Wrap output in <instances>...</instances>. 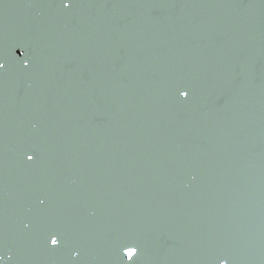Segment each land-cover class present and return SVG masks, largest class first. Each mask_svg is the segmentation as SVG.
I'll use <instances>...</instances> for the list:
<instances>
[{
	"label": "bare ground",
	"instance_id": "bare-ground-1",
	"mask_svg": "<svg viewBox=\"0 0 264 264\" xmlns=\"http://www.w3.org/2000/svg\"><path fill=\"white\" fill-rule=\"evenodd\" d=\"M44 1L0 0V65H3L0 67V86L7 84L11 86V89L0 88V96L6 97V101L7 98L16 100L13 92L18 87L25 86L27 87L25 96L30 95L29 100H31L26 105L29 107L27 109L35 112L34 116L29 117L34 127L29 126L31 128L26 130L25 139L17 144V139L9 138L17 134L13 133V130L19 123L28 125L26 108L9 106L10 108H4L7 112L0 111V117L8 113V119L2 117L0 123L5 127V131H0V140L4 138L6 143L8 142L0 148V152H8L4 167L8 176H0V208L7 209L20 228H9L8 232L15 237L18 234L17 237L22 239L24 232L22 229L30 230L27 240L31 245L27 244L30 251L41 258L55 256L64 249L79 259L80 254L75 248L77 245L81 253L84 251L90 253V259H83L86 264H129L123 261L135 252L129 253L125 249V236L129 233L127 220L131 217V213L134 215L138 211H143L144 206L147 205L146 207L149 208L147 213L149 212L151 216L145 220V224H142L146 231L141 234L151 238L152 245H149L146 251L151 254L156 252L162 254L150 259L149 256L143 257L140 254L141 262L138 264H208L207 244L208 257L218 259L222 250L218 243L221 239L228 240L230 249L235 243L243 242L242 237L237 236V231H234L233 227L232 230L228 228L223 230V225L217 222L218 203L205 195L198 196V201L195 203L188 202L187 208L180 212L179 220L169 208L163 214L164 219H160L159 214L163 213V210H158L159 214L156 212L157 209L152 205L155 199L149 195L156 185L164 186L168 180L154 182L151 178L152 172L158 170L171 174L170 171H175L173 183L176 184L187 180L189 174L195 173L196 176L203 178L198 181V191L204 194V183L207 181L204 177L211 174V177H214V186L217 182L214 162L217 164L219 161L216 159L218 158L216 152H212L209 162L204 156L209 143L212 147L215 146L214 139L210 140L211 126L207 121L195 128L196 142L190 147H184L175 138L176 129L182 130L185 123H188L186 135L191 133L189 125L194 118L196 108L188 110L175 108V105H172L173 108H167L165 102H159L158 95L148 82L152 80L161 82L164 79V76L160 75L161 72L172 75L174 79L182 77L183 74L184 83L187 80L189 83L196 82L198 78L204 82L205 76H210L212 92L219 98L213 99L206 93L200 94L194 86L190 92L188 83L187 96L190 101L193 99L194 107L200 101L215 105L222 104L223 98L225 102L231 97L233 102L239 104V108L260 107L261 99L264 98V82H262L264 71H258L263 74L262 76L259 73L248 74L251 66H244V70H235L237 65L244 64L240 60H248L250 57L249 53L243 52L246 58H238L241 51H246L242 49L253 45L255 41L253 40L254 27H256L254 15L258 12L255 9V0H244V2L240 0L239 10L219 11L220 22L219 24L217 22L216 29L226 22L234 27L237 25L240 28V30L237 28V40L240 39L238 41L242 42L241 45H235L231 52L226 48L221 56H217L219 42L211 40L210 32L209 35L205 33L202 35L201 30L196 32L198 36L192 39L184 36L180 29L181 25L190 28V19L195 20L191 17L194 15L192 11L194 1L202 0H174L173 6L171 0H167L164 11L159 14L163 19L162 24L158 21V14L155 16V12L150 11V7L143 6L142 0H101L100 2L80 0V9L78 8L75 15L82 19V23H98L100 28L107 31L124 30L121 41L114 43L117 49H112V45L109 47L94 45V39L88 35H81L80 28H83V25L73 30L71 25L67 24L70 21L69 16L59 14L61 12L54 8L44 9ZM111 4H116L117 9L104 10ZM18 6L22 7L21 11L26 15L22 19H18L17 15L12 19L10 15L7 17L9 13L18 10ZM180 7H183V10L178 13ZM95 11L97 12L94 13ZM113 16L116 18L114 19ZM171 18L175 27L171 23ZM161 33L166 34V38H169L168 42L170 38L174 39L176 46L171 47L166 43L163 47L162 60H159L154 45ZM94 36L98 37L97 34ZM85 37L92 39L87 42L89 50L86 55L82 53L80 61H75L74 57L80 56V53L79 51L73 53V50L83 47L82 39ZM213 39L221 40L215 34ZM224 40L231 47L233 46L232 40L228 37ZM130 43L133 45L131 49H129ZM184 43L192 48L188 53L183 51L185 47L180 46ZM259 46L252 52L261 54L259 60L264 68V33ZM16 50L27 56L21 65V61H18V66L16 65L22 67L19 68L21 69L19 75L14 69L15 59L18 58ZM132 53H138V57L129 59ZM184 55L188 58L183 59ZM12 59L14 63L10 66ZM135 63H143L145 67L142 66L139 70L144 72L137 73L133 69ZM77 64L81 65L76 66ZM223 64L228 67H223ZM120 66L123 67L114 74V70ZM156 67H161V70L156 72L157 76L151 75L146 70L147 68L154 72ZM213 69L215 71L210 74L209 71ZM219 73L236 76L239 82L243 81V85L233 92H228L224 87L228 77H219ZM258 74L259 78L256 77ZM49 75L54 76V81L48 85L57 86L52 91L50 89L53 88L52 86L43 87ZM174 89L172 92L175 94ZM60 92L61 97H64L70 106V111L62 117L58 116L63 112L62 110H58L57 114V110L50 107L53 96ZM128 93L134 98V107L136 104L140 105L142 101H147V105L142 104L143 108H132L133 121L126 127L123 125L126 123L122 116L113 115L111 119L106 109L124 108L121 101ZM158 94L163 97V89H158ZM164 98L169 99L170 95L164 94ZM113 102H117L118 105L110 106L109 103ZM39 103L42 105L41 109H37ZM81 106L83 109L80 112ZM228 107L234 108L231 105ZM231 116L234 119L233 115ZM117 119L122 122L119 123ZM229 122H231L229 119L219 120L211 133L216 136L215 133L219 128ZM232 124L227 142L230 145L235 141L239 142L234 121ZM169 125L174 129L173 135ZM65 133L68 135L69 143H65L64 137L63 143L61 141ZM72 133L76 134V140L70 138L69 134ZM171 135L176 144L169 140ZM119 136L122 147L115 145V140ZM81 139L86 147L82 153L75 143L80 142ZM52 143L57 146L56 151L51 149ZM111 144L117 148L118 156L115 160L120 165L113 173L108 170L107 158ZM59 150L62 152L57 155ZM30 155L34 157L31 161L27 159ZM112 175L115 181L114 178L111 179ZM85 176L88 178V184ZM59 179L62 180V184L58 183ZM142 182L148 190H140L143 188ZM173 183L169 188L172 197L176 198L177 194L174 191L176 185ZM70 184L91 187L84 196L73 197L71 191L67 189ZM214 190L218 191L219 187H214ZM143 197H146L148 202H142ZM213 197L216 198L215 195ZM248 199L254 201L251 196H248ZM45 213L46 218L38 217ZM29 215L33 221L28 219L27 222ZM110 222L119 226L118 234L122 248L115 243V240L110 239L111 234H106ZM261 229L263 233L262 218ZM39 231L45 233L41 234ZM53 236L59 241L56 246L50 244ZM91 242L96 243L94 245L99 244V247L87 250L86 246ZM62 245L65 246L61 248ZM3 246L9 247L12 251L3 252L2 260L15 262L18 255L13 245L5 242ZM134 258L136 259L137 256Z\"/></svg>",
	"mask_w": 264,
	"mask_h": 264
},
{
	"label": "water",
	"instance_id": "water-1",
	"mask_svg": "<svg viewBox=\"0 0 264 264\" xmlns=\"http://www.w3.org/2000/svg\"><path fill=\"white\" fill-rule=\"evenodd\" d=\"M94 2H100L101 0H91ZM142 4L145 7H150V11L155 12V16L158 14L159 18L158 21L160 24L163 23V19H161V16L159 15L164 10V5L167 2V0H142ZM248 1V0H247ZM172 6L174 5V0H171ZM244 2V0H243ZM256 7L255 9L258 11L254 18L256 21L254 22L256 24V27H254L255 35L253 36L254 44L251 46H248V48H243L239 54L238 58H246V55L243 52L249 53V59L248 60H240L243 61L244 64L237 65L235 67V70H244L245 67H250L248 74L252 73H259L263 76L261 71H264V68L262 64H260L259 57L261 54L253 53L254 50H257L260 46V42L263 38L264 33V0H255L254 1ZM80 0H45L43 3L44 9L54 8L58 12H61L59 14L65 16H69L70 21L67 24L71 25V28L73 30H77L80 28L81 25H83V28L81 29V35H88L92 39H94V45H98L99 47H109L112 45V49H115L114 43H119L121 41V36H123L122 29L116 30H104L103 28H100L98 23L92 24L90 22L82 23V19L75 14L77 13V10L79 8ZM117 4V3H116ZM116 4L108 5L104 8V10H111L112 8H116ZM239 4L240 0H202V1H194V9L192 10L194 12V15L191 16L195 20L192 21L190 19V28H187L185 25L178 24V27H180L182 33L184 36L191 37L192 39H195L194 37H197L198 35L196 32H199L202 30V35L205 33L207 35L210 34L212 41H218L219 47L218 48V54L217 56H221L223 54V51L227 48V51L231 52V49L235 45H241L242 42H239L237 40V28L240 30L237 25L232 26L229 22L224 23L220 28L216 27L217 22L219 24L220 22V10H239ZM67 5V6H65ZM192 6V5H191ZM95 10H97L95 7H93ZM80 9V8H79ZM22 7L18 6V10L13 11L12 13H9L7 17L10 15L11 19L17 15L18 19H22L26 13L21 11ZM52 10V9H49ZM183 7H180L178 9V13L182 12ZM19 12V13H18ZM95 11L94 13H96ZM18 13V14H17ZM86 15V11H84ZM164 15V14H163ZM180 15V14H179ZM89 16V15H88ZM114 19L116 16H113ZM113 17H110L112 19ZM171 23L173 24V20L171 18ZM112 26V23L110 24ZM92 27V28H91ZM94 34H97L98 37H95ZM213 34L217 36L221 40H215L213 39ZM225 37H228L233 42V46L231 47L230 44L224 40ZM104 38V39H101ZM90 38H83V47H77L73 50V53H76V51H79L80 56L74 57L75 61H80L82 53L86 55V53L89 50V44L87 42L91 41ZM169 38H166L165 33H161L157 37V41L155 42L154 48L156 50V56L159 60H162V53L164 52V45L167 43L168 45L176 46L174 43V39L170 38V42H168ZM87 44V45H86ZM181 47H185L183 50L184 52L190 51L192 48L189 47L188 44L184 43L180 45ZM133 45L129 44V49H131ZM117 49V48H116ZM83 50V51H82ZM127 50V49H124ZM253 51V52H252ZM17 53V59H15V67L14 69L17 71L18 75L21 72L22 68L17 67L18 61L20 65L25 60V56L20 55L21 52L19 50L15 51ZM138 57V53H132L130 55L129 59H135ZM187 59L184 55L183 59ZM82 61V60H81ZM258 61V62H257ZM10 66L14 63V60L12 59ZM29 63V62H28ZM26 63V66L27 64ZM132 63V61H131ZM133 64V63H132ZM215 65V63H213ZM17 65V66H16ZM34 65V64H33ZM81 64H77L76 66H80ZM144 66L143 63H135L133 69L137 73L144 72L143 70H139L140 67ZM121 67H117L114 70L117 72ZM145 67V66H144ZM10 69V67H9ZM146 70L154 76H157L156 72L161 70V67L154 68V72L149 71V69L146 68ZM5 71V69H4ZM215 71H209L210 74H212ZM7 72V71H6ZM24 72V71H23ZM184 72V71H183ZM208 72V71H207ZM259 74L256 75V77L259 78ZM160 75L164 76V79L161 82H158V80H152L149 81V86H152L154 88L156 94L158 95L159 102H165L167 108H173L172 105H175V108H187L190 110L191 108H196L194 118L192 122L190 123L191 133L186 135L187 129H188V123L184 124V127L182 130L176 129L175 138L179 140L181 144H183L184 147H190L193 145L195 141V135L197 133L195 132V128L203 125L205 121L208 122V124L211 126V130L217 125L219 120L229 119L231 122L221 126L219 130L215 133L216 136H214V133H210V140L215 141V146L212 147V144L209 143L207 146V150L204 153V156L206 160L209 162V158L212 155V152L218 153L216 155L218 158H216L219 163H215L214 169L217 170L215 173V180L217 179V182H215L213 186V179L214 177H211V174L206 175L204 178H207V181H205L204 186L205 189H203V193L198 191V181L202 180L203 178L196 176L195 173L189 174L188 179L177 183L173 180L175 178L176 172L170 171H158L152 172L151 178L154 182H159L163 179V181L168 180L167 183L164 186H161V184H158L154 187V189L149 195L151 198L155 199L153 201L152 205L157 209L156 212L159 214L158 210H163V213H160V219H164V212L165 210L172 209L173 213L178 217V220L181 217V213L183 210L187 208L188 202H196L198 196H207L208 199H211L218 203V209L219 214L217 217V222L221 225H223V230L231 229V227L234 228V231H237V236H241L243 242H237L235 243L234 247L230 249V245L228 240L221 239L218 243L221 245L222 250L219 258H211L208 257V249L209 246L207 244V259H209L208 264H230L231 262H235L238 264H264V230L263 233L260 230L261 226V218L264 225V98L261 99V106L257 108H239V104L237 102H233V98H229V100L226 99L222 104H208L200 101V103L197 106H193V99L190 101L188 96L185 97L180 96V92L184 91L187 93L188 83L187 80L186 83H184V75L182 74L180 78L175 77L172 78V75H167L164 72H161ZM179 75V74H178ZM228 77L224 83V87L228 92H233L236 90L237 87H241L243 85V81L240 82L236 78V76H232L228 73L220 74L219 77ZM18 77V76H17ZM54 76L49 75L46 80L45 86H52L53 88H50L51 91L56 89L57 86L54 85H48L52 81H54ZM239 82V83H238ZM262 82H264V76L262 78ZM190 84V92L191 88L194 86L196 87L200 94L206 93L208 96L212 97L213 99L219 98V96L216 95V93L212 92V84L210 76H205V81L201 82V80L198 78L196 82H191ZM176 85H179L177 87ZM0 88L4 89H11V86L9 84L0 86ZM174 89L175 94L172 92V89ZM158 89H163V97L158 94ZM179 89V93H177V90ZM27 90V87L21 86L18 87L14 92L13 96L16 98V100H13L11 98L1 97L0 96V111L3 110V112H7L4 108H10L9 106H18L26 108L25 116L27 118L34 116L35 112L31 109H27V103L31 100H29L30 95L25 96V91ZM177 93V94H176ZM61 92L56 94V96H53L52 104L50 105L51 108H55L57 110H62L63 112L58 114L59 117L64 116L67 112L70 111L69 102L67 100H64V97H61ZM164 94L170 95L169 99L164 98ZM214 94V95H212ZM225 97V96H224ZM230 101V102H229ZM259 102V98H258ZM121 103L124 104V108H121L118 111V115L122 116L123 121L126 124L123 125H130V122L133 121L131 118L132 114V108H143V105H147V101H142L140 105H137L134 107V98L133 96L128 93L125 94V98ZM231 105L234 108H229L228 106ZM128 107V108H125ZM217 108V110H215ZM81 109H83V106L79 108V111L81 112ZM87 109V108H85ZM18 111V110H16ZM194 111V109L192 110ZM122 114V115H121ZM233 118L232 119V116ZM5 119H8V113L2 116ZM0 117V123L1 118ZM198 120H201V122H198ZM32 119L29 118V123L23 124L19 123L16 128L13 130V134L10 136L11 139H17L18 143H22V141L25 139L26 130H30L32 126L31 124ZM119 123L122 121L117 119ZM234 121L235 129L239 134V142L235 141L233 145L228 144V134L230 130L232 129L231 125L233 126L232 122ZM231 124V125H230ZM170 129L172 131V135L174 134V129L171 125ZM127 127V126H126ZM124 129V128H123ZM159 129H161L159 127ZM0 131H5V127L0 125ZM80 131V130H79ZM4 133V132H3ZM122 134V133H120ZM70 138L73 140H76L75 135L69 134ZM172 135L170 136L169 140L175 143V140L173 139ZM54 138H56L55 135H53ZM1 137V136H0ZM63 137L65 138V143L68 142V135L65 133L61 141L63 143ZM80 137V135H79ZM120 136L115 140V145H120L118 147H122L121 142L119 141ZM6 139L0 140V148L7 145ZM81 142V143H80ZM80 142H75L78 144V150L81 151V153L84 151L85 144L83 143L82 139ZM176 144V143H175ZM52 145V150L56 151L57 146L55 144ZM58 145V143H57ZM59 148V146H58ZM51 150V153L53 152ZM78 151V152H79ZM62 151H57V155H59ZM7 151L0 152V176L7 177L8 172L4 171L5 165V157L7 156ZM80 153V154H81ZM80 158V157H79ZM107 159L106 157H104ZM176 163H179V161H176ZM161 164L163 162L161 161ZM5 174V176H4ZM172 176L173 178H170ZM62 180H58V183H61ZM176 185L175 187V193L177 194L176 198L172 197L171 195V189L170 186ZM143 191L148 190L145 186V183H143ZM219 187L218 191L214 190V187ZM10 187V186H6ZM91 186L87 185H74L70 184L67 189L71 191L73 194V197H82L84 196L90 189ZM207 191V192H206ZM95 194V193H91ZM90 194V195H91ZM213 195L216 196V198L213 197ZM248 196H251L254 201H250L248 199ZM178 201V202H177ZM205 200H203L204 203ZM142 202H148L146 197L142 198ZM148 204V203H147ZM147 206V205H146ZM145 207L143 211H138L134 215L131 213V217L127 220V226L129 229V233L125 236V248L127 247H135L137 248V254H133L137 256L135 259L133 257L132 260L131 257L126 258L123 262H127L129 264H138L141 262V259H139V255L141 254L143 257L149 256L150 258H156L157 256H160L161 252H156L155 254H151L146 251V248L149 245H152V239L145 237L141 234V232L146 231V229L143 227L142 224L146 223V219L151 216V214L147 210L148 207ZM139 207V206H137ZM105 207V211H106ZM42 216L43 218H46V213ZM166 216V215H165ZM261 216V217H260ZM170 221L169 217L166 216ZM31 219L33 221V218L29 217L27 218ZM68 221V220H66ZM30 222V221H29ZM169 223V222H168ZM167 223V224H168ZM114 223L110 222L108 224V228L106 230V234H111L110 239L115 240V243L117 245H120L119 247L122 248L121 242H120V235L118 234V230H114L112 228ZM119 227V226H118ZM9 228H15L20 229L17 225L16 219L11 214H4L2 209L0 208V264H86L84 260L90 259V253L88 251H84L81 253L80 247L75 246L76 250L78 251L79 259L72 256V254L64 249H62L57 255L55 256H48L47 258H41L39 255L32 253L30 251L29 245H31V242L27 240V235L30 233V230L22 229L25 232H23V238H18V234L16 237L8 232ZM232 230V229H231ZM41 234H44L45 232L39 231ZM27 240V241H25ZM9 242L13 246V249L17 252V258L15 262H7L2 260V253L8 252L11 253L12 250H10L9 247L3 246V243ZM29 245H28V244ZM63 243V242H62ZM96 243L91 242L90 245L86 246L87 250H94L97 247H99V244L94 245ZM246 244V245H245ZM65 245H62L61 248H63ZM245 246V247H243ZM73 249V248H70ZM129 253L135 252V249H126ZM145 250V251H144ZM169 250V249H168ZM260 250V251H259ZM231 251V252H229ZM88 255V258H87ZM151 255V256H150ZM258 255H260V258L258 259ZM80 256L82 259H80ZM84 259V260H83ZM213 260V262H211ZM152 263V262H150Z\"/></svg>",
	"mask_w": 264,
	"mask_h": 264
},
{
	"label": "rangeland",
	"instance_id": "rangeland-1",
	"mask_svg": "<svg viewBox=\"0 0 264 264\" xmlns=\"http://www.w3.org/2000/svg\"><path fill=\"white\" fill-rule=\"evenodd\" d=\"M238 40H240V39H238ZM223 67H228V65L223 64ZM116 103L117 102L109 103V105L110 106H116V105H118ZM39 104H40V106L37 109H41L42 108L41 103H39ZM106 110H107V113H108L109 117L112 119L113 115H117L118 111L120 109H106ZM117 156H118L117 148L113 147V144H111L110 149L107 151V158L109 159L108 170H109L110 173H113L114 171H116L119 168V166H120L119 162L117 160H115V159H117ZM84 178L87 181L86 184H88L87 176H85ZM113 178H114V176L112 175L111 179H113ZM114 181H115V178H114Z\"/></svg>",
	"mask_w": 264,
	"mask_h": 264
},
{
	"label": "snow or ice",
	"instance_id": "snow-or-ice-1",
	"mask_svg": "<svg viewBox=\"0 0 264 264\" xmlns=\"http://www.w3.org/2000/svg\"><path fill=\"white\" fill-rule=\"evenodd\" d=\"M65 6H67V5H65ZM20 55H23V53L21 52ZM0 67H3V65H0ZM186 95H187L186 92H184V91H181V92H180V96H181V97H185ZM33 158H34V157L31 156V155L27 157V159H28L29 161H31ZM58 243H59V241H58L57 237H56V236H53V237L51 238V240H50V244L53 245V246H56V245H58ZM125 249H135V255L137 254V251H138L137 248H135V247H127V248H125ZM123 254H124V253H123ZM135 255H132V256H131V259H128V260H132L133 257H134ZM124 256H125V255H124Z\"/></svg>",
	"mask_w": 264,
	"mask_h": 264
},
{
	"label": "flooded vegetation",
	"instance_id": "flooded-vegetation-1",
	"mask_svg": "<svg viewBox=\"0 0 264 264\" xmlns=\"http://www.w3.org/2000/svg\"><path fill=\"white\" fill-rule=\"evenodd\" d=\"M3 177V176H2Z\"/></svg>",
	"mask_w": 264,
	"mask_h": 264
}]
</instances>
